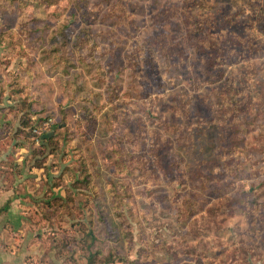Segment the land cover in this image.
Here are the masks:
<instances>
[{"label": "rangeland", "instance_id": "rangeland-1", "mask_svg": "<svg viewBox=\"0 0 264 264\" xmlns=\"http://www.w3.org/2000/svg\"><path fill=\"white\" fill-rule=\"evenodd\" d=\"M205 1L0 0V193L17 199L0 227L24 264H264V105L237 152L244 172L208 179L222 132L201 123L213 118L203 102L219 99L192 81L200 67H177L160 45L168 36L190 57L187 25L212 12L228 32L253 35L259 88L264 0ZM24 121L49 142L16 136ZM157 136H172L169 150ZM141 142L158 150L155 177L141 178ZM82 160L91 191L73 187Z\"/></svg>", "mask_w": 264, "mask_h": 264}, {"label": "trees", "instance_id": "trees-1", "mask_svg": "<svg viewBox=\"0 0 264 264\" xmlns=\"http://www.w3.org/2000/svg\"><path fill=\"white\" fill-rule=\"evenodd\" d=\"M17 1V3H19L18 8L23 2L27 3V0ZM31 1L33 0H30V2ZM213 14L212 12L204 14L200 8L193 16L197 19V22L193 24L194 27L187 25L183 41L186 44V35L190 38V43L193 47L190 52V57L185 52H182V48L179 45L173 44L168 36L164 37L165 44L162 45L160 43V45L163 51L161 55L164 57L166 54L170 55L172 52H177V54H174L177 58L175 60L178 63L177 67L179 65L182 66L183 63L188 65L189 62V69H191L194 74L197 71L195 68H197V66L200 67L198 74H195L197 76H194L195 79L192 81H203L214 86L210 91L216 92L219 104L216 108H213L212 106L215 104L205 99L203 105H205L207 113L209 115L211 114L213 118L207 119L206 122L201 121V123L211 128L218 126L219 130L222 132V139L219 141V152L216 154L219 159L218 161H220V165L215 166L219 174L217 172L216 174L210 172L207 176L208 179L220 180V175L223 177L225 175V169L229 172L235 169L236 175L233 177H237V173L244 172L243 161L240 160L242 154L241 152H237L238 150L244 149V146H242L243 139L249 131L254 129L253 125H255V123L254 119L251 117H256L261 106L264 105V88H262L264 81L261 82V87L259 88L254 84V81L256 82V79L259 77L256 75L254 64L259 46L256 44L253 35L248 34L243 36L235 31L228 32L223 28L225 27V20L222 21V19ZM191 17L190 15L188 16L189 19ZM183 18L186 17L184 16ZM188 18H186V20H189ZM184 27H186V25H184ZM148 51L152 50L149 49ZM170 59L171 58H168V60ZM45 120L47 119L43 121ZM25 121L21 122V128L16 131V136H20L24 141H30L34 144L38 143L37 146H42L49 142L48 139H41L44 133L39 135L34 133L35 129H37V124L34 126H32V124L27 131V123ZM65 123L64 118L59 122L52 123V129H61L65 126ZM198 127H200V125ZM184 134L185 137L183 141H185V139L192 140L193 133L191 129H188ZM157 138L160 140L159 136H157ZM176 139L180 142V137ZM152 140L153 144L160 145V142L156 138ZM160 141L165 142L163 146L169 150L168 145L170 146L172 144L173 138L172 136H167ZM142 151L143 144L141 142V178L148 176L155 177V164L157 166L161 165L158 150L152 152ZM130 159L131 161L133 160L132 155ZM170 164L171 168L169 171L174 170L179 165L175 162V157L173 156L171 157ZM218 167H220V169H218ZM160 169L164 171L162 168ZM196 170L202 172L203 167L198 166ZM194 175L199 176L201 174L194 173L193 176ZM243 176H245V174ZM239 177L237 179H239ZM73 187L86 191L94 189L91 175L88 168H86L84 160L81 162L80 175L74 180ZM241 192L243 194V191ZM7 205L8 202L5 207L0 209V213L7 208ZM194 206V199L188 200L184 213L191 215L196 211L194 210ZM94 209L97 210V214H100L98 205L94 206ZM99 219H102L101 216H99ZM85 239L86 241L92 242L94 238L89 232L86 234ZM99 253L100 252L96 255ZM92 257H94V255Z\"/></svg>", "mask_w": 264, "mask_h": 264}, {"label": "crops", "instance_id": "crops-1", "mask_svg": "<svg viewBox=\"0 0 264 264\" xmlns=\"http://www.w3.org/2000/svg\"><path fill=\"white\" fill-rule=\"evenodd\" d=\"M10 195L13 196V193H11ZM10 195L7 194L6 191L0 193L1 198L2 196H5L6 198L5 203L3 204V206L0 207V209L5 207L8 202L7 208L0 213V216L5 215L8 217L9 212L12 211L11 209L13 207H16L17 199L15 198V196H13L14 200L13 201L9 200L8 196ZM8 222L11 223L10 220H8ZM6 228H7L6 225H2L0 227V264H24L23 256L25 254L18 253V249L13 245L11 241H5L6 238L4 237V235L6 236L7 234Z\"/></svg>", "mask_w": 264, "mask_h": 264}, {"label": "water", "instance_id": "water-1", "mask_svg": "<svg viewBox=\"0 0 264 264\" xmlns=\"http://www.w3.org/2000/svg\"><path fill=\"white\" fill-rule=\"evenodd\" d=\"M50 135L51 134H46V135L44 134L41 136V139H49Z\"/></svg>", "mask_w": 264, "mask_h": 264}]
</instances>
